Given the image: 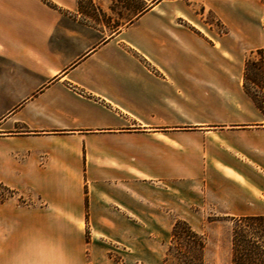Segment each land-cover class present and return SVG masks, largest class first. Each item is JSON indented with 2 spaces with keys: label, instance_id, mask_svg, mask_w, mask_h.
<instances>
[{
  "label": "crops",
  "instance_id": "crops-1",
  "mask_svg": "<svg viewBox=\"0 0 264 264\" xmlns=\"http://www.w3.org/2000/svg\"><path fill=\"white\" fill-rule=\"evenodd\" d=\"M257 50L264 0H0V264H121L185 202L264 216Z\"/></svg>",
  "mask_w": 264,
  "mask_h": 264
},
{
  "label": "rangeland",
  "instance_id": "rangeland-1",
  "mask_svg": "<svg viewBox=\"0 0 264 264\" xmlns=\"http://www.w3.org/2000/svg\"><path fill=\"white\" fill-rule=\"evenodd\" d=\"M203 23L216 26L219 21L209 12L195 8ZM263 56L257 50L249 56L245 65V88L259 102L258 96L262 86L264 72ZM194 114V113H191ZM190 189L199 188L200 183L193 180L182 181ZM180 185V183H175ZM2 194H5L4 192ZM5 196V195H3ZM11 196V192H6ZM21 203V198L18 199ZM185 202V201H184ZM176 222H185L196 232L204 243V264H231V231L232 218L214 212L205 206L183 204L180 210H174L173 224L161 232L160 225L143 224L141 244L134 248L126 239L121 242V264H174L173 253L186 252L184 243L177 244L171 239V231ZM172 247V250H171Z\"/></svg>",
  "mask_w": 264,
  "mask_h": 264
},
{
  "label": "trees",
  "instance_id": "trees-1",
  "mask_svg": "<svg viewBox=\"0 0 264 264\" xmlns=\"http://www.w3.org/2000/svg\"><path fill=\"white\" fill-rule=\"evenodd\" d=\"M171 239L186 247L172 254L174 264H204V243L187 223L176 222ZM231 264H264V216L232 218Z\"/></svg>",
  "mask_w": 264,
  "mask_h": 264
}]
</instances>
